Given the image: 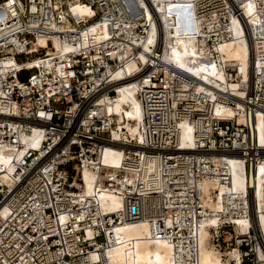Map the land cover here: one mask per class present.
I'll return each instance as SVG.
<instances>
[{
    "label": "built area",
    "instance_id": "2783aa9c",
    "mask_svg": "<svg viewBox=\"0 0 264 264\" xmlns=\"http://www.w3.org/2000/svg\"><path fill=\"white\" fill-rule=\"evenodd\" d=\"M141 2L0 0V149L11 153L14 166L11 184L0 181V264H102V254L114 245L112 232L143 219L156 226L155 237L173 241L178 264H198L199 222L208 217L219 221L210 228V241L223 258L237 249L240 261L232 264L264 263L250 189L230 194L217 214L202 200L206 183L231 186L224 155L243 160L246 176L256 175L264 162L256 130L259 115L264 124V0ZM73 3L88 6L92 15L74 16ZM245 7L258 19L256 30ZM164 14L226 82L239 81L237 90L161 59L166 27L173 26H166ZM233 19L251 33V83L240 80L238 65L224 64L219 50L234 37ZM96 23L102 32L91 29ZM53 37L65 51L48 54ZM38 39L46 46L35 48ZM131 62L140 72L124 80L135 78L142 145L113 137L116 120L102 104L115 101L113 73ZM227 108L235 115L223 113ZM32 127L41 131L37 149L22 143ZM184 129L190 146L181 141ZM116 143L133 149L123 151L119 166L108 167L103 154ZM83 170L95 173L104 192L120 196V211H104L97 189L83 196L75 185L83 183ZM209 203H220L218 190H211ZM253 205L258 219L257 201ZM240 216L251 221L245 233L235 228Z\"/></svg>",
    "mask_w": 264,
    "mask_h": 264
},
{
    "label": "bare ground",
    "instance_id": "6f19581e",
    "mask_svg": "<svg viewBox=\"0 0 264 264\" xmlns=\"http://www.w3.org/2000/svg\"><path fill=\"white\" fill-rule=\"evenodd\" d=\"M140 4H143L141 0H138ZM71 14L76 17L86 18L92 15V10L88 6H84L80 3H73L69 6ZM244 12L247 14L250 26L256 30L259 24L258 19L252 14L251 8L245 7ZM166 14L162 15V20L167 25V42L163 50L161 59L165 62H173L190 72H202L209 77L216 79L217 81L224 82L231 90H237L239 87V81L236 83H228L225 80L222 70L213 66L211 62L204 59L202 56V50L197 48L193 39L186 36L180 31L179 26H174L172 18H168ZM171 20V21H170ZM93 31L102 32V25L99 23L91 25ZM233 39L220 45L219 50L223 55L222 60L224 64H236L240 67L242 82L251 83L252 81V41L251 33L237 25L236 20L233 19L232 25ZM54 49L48 50L49 55H54L55 51H65L59 47L56 38H52ZM45 47L46 41L44 39H38L35 48ZM34 48V47H33ZM145 49L147 47L145 46ZM141 62H145L146 56L141 55ZM35 60L25 63L26 68L34 66ZM136 62L127 64L124 69L117 70L113 73V80H115L116 90L115 101L104 105V109L114 115L116 120L117 130L113 131V137L116 139L124 138L126 141L135 140L138 144H144L145 138L141 130L142 123V109L139 100L136 97L135 78L133 77L140 71ZM128 75L129 79H125V75ZM220 86V83H217ZM226 115H235V113L228 108L224 110ZM116 116V117H115ZM256 130L259 142L264 143V124L259 115L256 122ZM31 134L22 138V143L26 148L37 149L40 147L42 137L41 131L37 128H31ZM183 145L190 146L192 137L187 129H184L181 136ZM129 146V145H128ZM125 144L116 143L106 148L103 154V163L108 167H117L121 163L123 157V151L132 150V147H128ZM137 149L142 147L136 146ZM227 162V168L231 171V186L228 188L220 186V184H208L205 185V191L202 195L204 208H208L211 214H217L224 206V202L230 194H236V196H243L242 194L247 192L249 188V208L252 212L254 220V228L257 232H260L264 240V162L259 163L256 169V175L252 172L249 176H246L244 169V162L240 158L229 157L224 155ZM12 158L11 153L7 150L0 149V181L6 185L11 184L10 174L14 170V166L10 164ZM82 184H75L77 188L83 193V196H91L95 189L98 192L99 202L102 208L107 213H113L120 211L122 204L120 196L111 193L104 192L100 186H97V177L94 172L83 170L81 172ZM211 190H218L220 193V203H209L211 198ZM207 197H206V196ZM254 201H257L259 208L258 219L255 216ZM4 211L0 216H3ZM147 219L138 220L136 222L126 223L125 225L118 226L113 232L112 239L114 245L108 252H104L101 257L102 264H178L179 253L176 255L175 244L173 241L164 239L165 237H155L152 231L156 230V226L148 224ZM219 221L216 217H208L205 220H200L198 236L196 237V244L198 247V264H232L230 261H240L239 252L237 249L230 251L227 255L228 258H223L221 252L216 250L210 241L211 234L210 228L217 226ZM237 226L235 227L240 232L245 233L251 221L244 216H240L236 220ZM167 226H170L169 222H166ZM260 258L263 257V253L259 251ZM90 259L96 261L97 256L95 253L90 254ZM264 264V263H259Z\"/></svg>",
    "mask_w": 264,
    "mask_h": 264
},
{
    "label": "rangeland",
    "instance_id": "374dc122",
    "mask_svg": "<svg viewBox=\"0 0 264 264\" xmlns=\"http://www.w3.org/2000/svg\"><path fill=\"white\" fill-rule=\"evenodd\" d=\"M23 60H24V58H18V59H17L18 62H21V61H23Z\"/></svg>",
    "mask_w": 264,
    "mask_h": 264
}]
</instances>
